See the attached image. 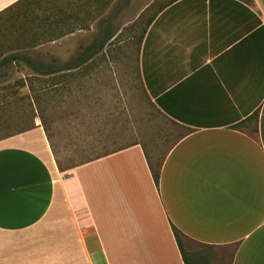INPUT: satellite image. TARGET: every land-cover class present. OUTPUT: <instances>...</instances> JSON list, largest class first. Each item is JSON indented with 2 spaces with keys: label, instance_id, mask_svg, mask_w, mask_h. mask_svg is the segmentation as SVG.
<instances>
[{
  "label": "crops",
  "instance_id": "crops-1",
  "mask_svg": "<svg viewBox=\"0 0 264 264\" xmlns=\"http://www.w3.org/2000/svg\"><path fill=\"white\" fill-rule=\"evenodd\" d=\"M49 22L140 38L150 109L135 141L68 167L39 121L0 137V264H264V0L50 1Z\"/></svg>",
  "mask_w": 264,
  "mask_h": 264
},
{
  "label": "rangeland",
  "instance_id": "rangeland-1",
  "mask_svg": "<svg viewBox=\"0 0 264 264\" xmlns=\"http://www.w3.org/2000/svg\"><path fill=\"white\" fill-rule=\"evenodd\" d=\"M50 1L65 0H30L0 14V58L24 50L33 57L61 63L100 39L84 38L75 30L50 40L47 26V32H41V17L47 16L50 21ZM139 40L110 38L97 58L50 76L36 74L20 60L1 66L0 73L5 74H0V114L11 113L7 118L17 122L12 126L0 122V137L39 121L59 167L76 165L135 141L150 109L145 105L148 98L137 71ZM21 112L25 116L34 114L29 123L18 117ZM183 246L188 256L202 248L186 240ZM210 256L212 264L228 262L222 249H215Z\"/></svg>",
  "mask_w": 264,
  "mask_h": 264
},
{
  "label": "trees",
  "instance_id": "trees-1",
  "mask_svg": "<svg viewBox=\"0 0 264 264\" xmlns=\"http://www.w3.org/2000/svg\"><path fill=\"white\" fill-rule=\"evenodd\" d=\"M47 20H48L47 16H42L41 17V22L42 23L45 24ZM47 27L49 28V32H50V22L47 24ZM42 28H43L42 31H41L42 33L47 32V30H45L46 29V25H43ZM22 39L25 40L26 38L25 39L22 38ZM40 39H46V38H40ZM49 39L52 40V39H55V38H49ZM108 39H110V38H102V42H100V43H96V41H94L91 44L87 45L84 48V51L86 53H89V56L91 57L93 55V53H95L96 51H98L99 49H101L103 47L105 41L108 40ZM89 56H88V58H83L82 56L78 55L75 58L67 60L65 62L56 63L53 60L50 61V59L49 60H45L42 57H33L27 51L21 50L19 52L10 53V54H7V55L3 56L0 59V65L7 66V65L13 63L14 61L20 60V61H23L28 67H30L36 74H39L41 76H50L54 72H57V71L70 70V69L78 68L82 63H84L85 61H88ZM9 114H11V113H9ZM9 114L7 112L6 113V117H4V116L0 117V119H1L0 122L3 123L5 126L6 125H8V126L9 125H11V126L12 125H16L17 119L13 120L12 117L7 118V116H10ZM33 115L34 114L31 113V114H28L27 116H25L21 112V113H19L18 117L23 118L21 120H23L24 123H29V121L32 119ZM18 117H17V114H16L15 118H18ZM28 117H30V119H28ZM33 125H34V120L32 121V124L30 126L20 127V129L15 131V133L24 131L26 129H29ZM43 128H44V131L46 133V136L49 137L47 135V132H46V129H45L44 126H43ZM7 135H9V134H7ZM90 159H92V158H90ZM87 160H89V159H87ZM158 175H159L158 171L152 168V176H153L155 182L158 181ZM173 230H174V235H175L176 241H177V243H178V245L180 247V250L183 252L181 241H180V237H179L180 236L179 232L175 228Z\"/></svg>",
  "mask_w": 264,
  "mask_h": 264
}]
</instances>
